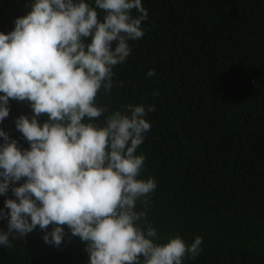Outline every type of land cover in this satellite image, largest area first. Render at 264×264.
Returning a JSON list of instances; mask_svg holds the SVG:
<instances>
[{
	"label": "trees",
	"instance_id": "1",
	"mask_svg": "<svg viewBox=\"0 0 264 264\" xmlns=\"http://www.w3.org/2000/svg\"><path fill=\"white\" fill-rule=\"evenodd\" d=\"M31 2L0 0V33L13 31ZM142 5L145 35L129 41L131 55L114 68L113 89L108 95L101 89L97 104L109 112L155 105L136 153L146 157L139 178L157 184L146 209L160 237L155 243L180 236L191 245L201 237V254L183 264H264V0ZM9 108L0 130L30 149L15 124L21 115L31 118L30 104L10 100ZM105 116L95 123L103 126ZM46 120L39 118L41 125ZM7 199H15L11 188L0 195L5 212ZM136 210H145L142 203ZM7 230L8 221L0 220V231ZM65 233L59 248L45 243L38 226L26 237H10L11 248L0 246V264H89L85 243L66 226Z\"/></svg>",
	"mask_w": 264,
	"mask_h": 264
},
{
	"label": "clouds",
	"instance_id": "2",
	"mask_svg": "<svg viewBox=\"0 0 264 264\" xmlns=\"http://www.w3.org/2000/svg\"><path fill=\"white\" fill-rule=\"evenodd\" d=\"M27 6L29 13L17 18L14 30L0 33V123L10 114V100L27 101L33 112L15 121L30 149L21 150L0 130V195L11 188L15 196L5 200L7 212L0 209V220L8 221L0 246L11 248L10 237H26L38 226L46 232L45 243L59 248L66 226L85 243L89 264L195 259L201 237L191 245L180 236L157 244L160 237L147 220L157 184L139 178L146 157L136 153L151 129L145 117L155 105L109 112L97 104L101 89L105 95L113 89L114 68L131 55L129 41L145 35L142 0H94V6L85 0H32ZM42 116L47 120L41 125ZM102 116L100 126L95 121ZM138 202L145 210H136Z\"/></svg>",
	"mask_w": 264,
	"mask_h": 264
}]
</instances>
